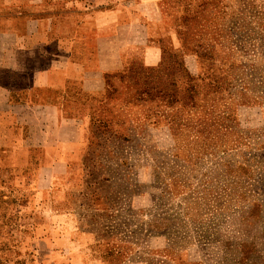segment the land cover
<instances>
[{
  "label": "rangeland",
  "instance_id": "374dc122",
  "mask_svg": "<svg viewBox=\"0 0 264 264\" xmlns=\"http://www.w3.org/2000/svg\"><path fill=\"white\" fill-rule=\"evenodd\" d=\"M124 1L163 20L162 61L108 75L43 196L0 120V264H61L44 238L86 263L264 264V0Z\"/></svg>",
  "mask_w": 264,
  "mask_h": 264
},
{
  "label": "crops",
  "instance_id": "0c3cea01",
  "mask_svg": "<svg viewBox=\"0 0 264 264\" xmlns=\"http://www.w3.org/2000/svg\"><path fill=\"white\" fill-rule=\"evenodd\" d=\"M162 24L124 0H0L1 129L20 131L16 152L40 164L39 196L82 151L84 122L105 94L108 75L134 58L160 64ZM43 241L54 261L95 264L80 250Z\"/></svg>",
  "mask_w": 264,
  "mask_h": 264
}]
</instances>
